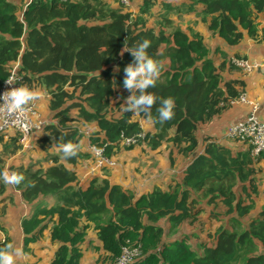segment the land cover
<instances>
[{"label": "trees", "instance_id": "obj_1", "mask_svg": "<svg viewBox=\"0 0 264 264\" xmlns=\"http://www.w3.org/2000/svg\"><path fill=\"white\" fill-rule=\"evenodd\" d=\"M140 1L131 10L108 0H0V85L18 60L23 85L44 90L51 111L36 139L43 156L11 167L25 176L14 187L31 205L30 216L21 221L25 248L52 224L50 236L58 246L50 264H81L82 244L91 227L103 245L99 260L108 264H115L128 246L140 250L130 264H264V208L250 216L264 153L253 157L250 145L227 135L235 122L224 135L201 133L203 125L222 116L245 92V83L225 78L236 64L226 55L215 61L201 33L180 24L168 33L172 21L153 10L159 1ZM174 5L177 18L202 5V21L228 46L241 44L246 34L264 41V0H193L187 7ZM155 17L158 21L150 23ZM125 39L129 46L151 41L148 54L162 61L164 69L149 91L175 100L173 119L150 123L148 130L143 115L121 108L130 95L123 88V69L133 60L130 53L119 55ZM233 57L245 58L239 53ZM157 107L159 100L152 109L154 117ZM84 129L89 130V142L104 147L113 160L121 148L139 145L154 150L164 145L171 165L175 155L190 160L166 189L155 185L139 193L119 176L112 182L98 174L85 186L77 166L90 152L81 145L76 158L64 160L53 148L60 136V142L82 141ZM16 132L2 143L0 170L6 167L5 159L21 148ZM124 137L137 141L125 145ZM202 191L207 195L203 200L198 195ZM4 192L0 182V195ZM48 196L56 203L42 204L40 200ZM206 206L211 207V218L230 215L233 225H218L207 231V238L191 231L179 238L170 236L184 224H203Z\"/></svg>", "mask_w": 264, "mask_h": 264}, {"label": "crops", "instance_id": "obj_2", "mask_svg": "<svg viewBox=\"0 0 264 264\" xmlns=\"http://www.w3.org/2000/svg\"><path fill=\"white\" fill-rule=\"evenodd\" d=\"M112 4L118 5L116 0H108ZM159 4L155 6L154 11L159 15H166V17L170 18L173 25L180 24L185 30L192 29L195 32L201 33L205 38V43L209 46V50L211 49L210 56L215 61H220L223 59L224 55L228 59L234 62L236 59V53L241 54L247 58L250 62L258 64L257 68L253 71L248 72L238 66H236L233 70H227L224 74L225 78H238L244 81L245 83V93L251 98L259 101L262 110L264 112V41L258 42L247 34L244 36V39L241 44L231 47L228 46L222 38L218 35L214 34L208 29L207 23L203 22L201 19V15L199 11L203 8L202 5L197 6V11L184 13L182 11L180 14L183 15L184 19L180 21L177 18L178 14L175 15L173 12L176 9L175 3L178 1L175 0H158ZM193 0H190L191 3ZM141 1L138 0L136 3L133 2L128 9H135V5L137 6ZM188 3H182L184 7L189 5ZM157 17L150 20V23L157 22ZM43 93V97L41 100L35 102L36 106V114L35 119L39 118L42 120H48L51 116V111L49 109V95L41 90ZM249 105L247 103H243L240 101H235L232 103L231 107L226 110L222 116L215 119L213 122L203 125L201 133L208 135H224L226 132V128L229 124L233 122H237L239 120L244 119L249 112ZM144 126H147V130L152 126L148 122H143ZM86 129L83 130L85 137L82 139L83 141V151L85 153L89 152V130L86 132ZM17 132L14 129H9L6 132L0 134V153L2 150V143L8 142L10 137L14 136ZM40 131L35 130L32 132L29 138V144H21V148L18 149V152L10 157L5 159L6 167L9 168L10 171L12 166L18 165H27L32 160L37 157L43 156V153H40L38 149H36V139L38 138ZM141 147H135L133 149L124 150L121 148L115 157L117 159L115 167L116 171L112 173L103 172L99 175L100 177H107L110 181H117L118 176L119 179H124L128 186L134 188L137 192L142 193L143 191L151 190L153 186L158 185L162 188H167L169 184L175 179L181 177L182 171H184V167L187 165L190 158H186L184 156L175 155L174 164H170L167 159L166 152L160 156H155L150 153L144 155L143 152L140 151ZM139 150V155L137 158L133 159L131 156L136 155L135 151ZM157 152H160L157 149ZM91 155V153H90ZM132 161V162H131ZM262 161L261 163H263ZM49 161L45 163V165L51 164ZM93 163V161H92ZM180 163V164H179ZM131 165V167L129 166ZM153 164L157 166V173L151 174L152 172H156ZM180 165L181 169L177 170L176 167ZM90 166V165H89ZM89 166L85 159L81 160L77 166L78 169V177L80 183L82 185H87L91 179V176L94 174L89 173ZM110 169V168H109ZM158 169H162L161 172H158ZM111 170V169H110ZM136 171H139L136 173ZM110 172V171H109ZM174 172L177 173V175ZM123 174L124 176H121ZM147 174V175H141ZM117 175V178L113 177ZM149 175V176H148ZM157 182V183H156ZM254 203H255V196ZM40 201H43L42 204L52 205L55 204L57 199L53 197H43ZM210 207V206H209ZM4 208V211H3ZM207 208V206H206ZM211 208V207H210ZM264 206L257 207L250 215L251 217L259 212ZM31 212V205L28 204L25 200H23V196L19 190H16L14 186L5 185V192L0 195V233L4 234V237L9 239L10 242H13L17 247L21 249V256L17 260V264H50L55 256V251L57 249L58 244L51 239L50 236V227L52 224H49L47 229L44 231L43 237H40L36 242H29L27 248H25V237L26 234L23 230L21 221L24 217H29ZM226 218V223H230V215L222 216ZM188 225V224H187ZM192 227V226H190ZM210 231H214L209 229ZM208 231V230H207ZM207 231H200L199 236L203 238H207ZM193 232V230H191ZM3 242H0L2 244ZM103 245L99 241L97 237V233L92 227L88 230L86 239L82 244L83 254L81 256L80 262L81 264H108L101 260H99L100 255H103Z\"/></svg>", "mask_w": 264, "mask_h": 264}, {"label": "clouds", "instance_id": "obj_3", "mask_svg": "<svg viewBox=\"0 0 264 264\" xmlns=\"http://www.w3.org/2000/svg\"><path fill=\"white\" fill-rule=\"evenodd\" d=\"M151 47V41L144 39L141 42L129 46L126 39L124 46L120 50L119 55L123 57L125 53H130L133 57L131 63L127 64L124 71L123 88L130 95L124 98L125 102L121 108L126 113H132L135 116H141L148 123H165L174 117L175 100L172 97L160 98L153 92L149 91L155 88L159 79L164 64L148 54V49ZM119 69L117 68V71ZM9 86L15 85L16 81L10 77L5 80ZM43 93L40 89L29 87L27 84L19 87H10L0 95V126L9 124L21 125L24 131H29L32 128L31 122L27 120V111L30 105L41 100ZM159 100V107L156 108L157 116L152 115V109ZM51 135V134H49ZM60 136L59 142L53 144L62 155L64 160L76 158L80 151L83 141L67 142L62 141ZM99 151V150H98ZM25 176L17 171H10L5 167L0 170V182L5 185L19 186L25 181ZM0 264H17L18 258L22 252L13 242H7L3 233H0Z\"/></svg>", "mask_w": 264, "mask_h": 264}, {"label": "built area", "instance_id": "obj_4", "mask_svg": "<svg viewBox=\"0 0 264 264\" xmlns=\"http://www.w3.org/2000/svg\"><path fill=\"white\" fill-rule=\"evenodd\" d=\"M119 5L123 8L128 9L132 3V0H116ZM236 66L251 72L257 68L258 64L250 62L247 58H236L234 60ZM14 78L16 81L15 85L9 86L5 81L0 85V95L10 87H19L23 85L24 77L20 72V64L17 60L9 69V74L6 79ZM5 79V80H6ZM235 101L247 103L250 107L248 115L235 123H233L228 131L227 135L231 138H237L251 146L253 157H259L264 153V112L262 106L256 100L251 99L245 92L240 95ZM36 106L32 104L29 106L26 113L27 120L31 122L32 128L29 131H24L21 125L9 124L7 126H0V134L6 132L9 129H14L20 133V142L26 144L32 132L35 130H41L47 120L35 119ZM141 136H144L141 133ZM137 141L134 137H124L122 143L125 145L134 144ZM99 150V151H98ZM89 152L93 157V163L89 167L91 174H102V171L106 167H115L116 162L105 155L104 147H98L97 145L90 143ZM140 256L139 247H125L122 254L118 257L115 264H130L134 263L136 258Z\"/></svg>", "mask_w": 264, "mask_h": 264}, {"label": "rangeland", "instance_id": "obj_5", "mask_svg": "<svg viewBox=\"0 0 264 264\" xmlns=\"http://www.w3.org/2000/svg\"><path fill=\"white\" fill-rule=\"evenodd\" d=\"M138 0H133V2H137ZM157 1V0H156ZM175 1H178V2H180L181 4L182 3H188L190 0H175ZM189 4H191L190 2H189ZM135 7H136V5H135ZM182 9V8H181ZM173 12L176 14V9H174L173 10ZM178 19H180V21H182L183 19H184V17H183V15H181L180 16V18H178ZM175 25H170V26H168V28H167V31H168V33L169 32H171L172 31V28L174 27ZM86 128H89V129H91L90 127H86ZM147 129V128H146ZM86 132H88L87 130L85 131V133ZM30 138V137H29ZM29 144V139H28V141L26 142V144ZM140 146V145H139ZM138 146V147H139ZM140 149V151L141 152H143V154L144 155H146V154H150V153H152L153 155H154V157L156 156H160V155H162V154H164V151L166 152V151H168V150H166V148H164V145L159 149L160 150V152H157V149L156 150H154V149H151L149 146H147V145H145L144 147H143V149L142 148H139ZM125 150H128V149H125ZM135 153H136V155H134V156H131V158L133 159V161H134V159L135 158H137V156L139 155V150H136L135 151ZM85 161H87V163H88V166L89 165H91L92 164V161H93V157H92V155H90V157L89 158H87V159H85ZM115 161H117V159L115 158ZM132 162V161H131ZM180 164V163H179ZM129 166L131 167V165L129 164ZM153 166L155 167L154 169L156 170V172H152V173H150V175L151 174H154V173H157V166H156V164H153ZM90 167V166H89ZM260 167H261V172L258 174V178H259V192H258V195H254L255 196V198H256V200H255V204H254V208H253V210H252V212H251V214L253 213V211L255 210V208H257V207H263L264 206V162L263 163H260ZM111 170H110V169ZM176 169L177 170H180L181 169V167H180V165H178V167H176ZM161 170L162 169H158V172H161ZM110 171V172H109ZM114 171H116L115 169H113V167H106V168H104L103 169V171H102V173L103 172H107V173H112V172H114ZM137 172H139V171H136V173ZM90 173V172H89ZM175 174H173L174 176L175 175H177V173L176 172H174ZM142 176L143 175H147V174H141ZM149 176V175H148ZM157 183V182H156ZM198 195H199V197L203 200L207 195L204 193V191H202L201 193H198ZM218 210L220 211V213H223L224 212V208L222 207V205L220 204L219 205V208H218ZM211 211V208L209 207V206H207V208L204 210V212L202 213V215H201V222H204L203 224H200V222L199 223H197L196 225H195V227H190L189 225H187V224H184L180 229H176V230H173L172 232H171V234H170V236L171 237H177V238H179V237H181V235L183 234V233H186V232H190L191 230H193V232H195V233H199L200 234V231H201V229H203V231L202 232H204V230L205 231H207V230H209V229H211V230H214V229H216V227L218 226V225H222V224H225L226 223V218H223L222 216H225L224 214H219V217H217V218H211L210 216H209V212ZM242 220H243V222L244 221H246V219H244V218H242ZM232 225H233V223L232 222H230ZM192 241L194 242V243H196V240L193 238L192 239Z\"/></svg>", "mask_w": 264, "mask_h": 264}]
</instances>
